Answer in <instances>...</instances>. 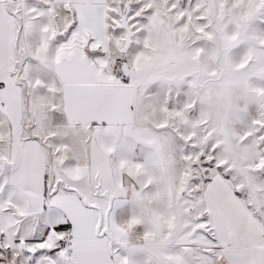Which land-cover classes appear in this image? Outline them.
Masks as SVG:
<instances>
[{
  "label": "snow or ice",
  "instance_id": "obj_1",
  "mask_svg": "<svg viewBox=\"0 0 264 264\" xmlns=\"http://www.w3.org/2000/svg\"><path fill=\"white\" fill-rule=\"evenodd\" d=\"M0 264H264V0H0Z\"/></svg>",
  "mask_w": 264,
  "mask_h": 264
}]
</instances>
